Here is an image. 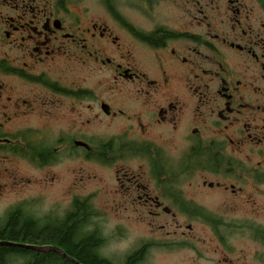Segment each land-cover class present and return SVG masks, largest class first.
Returning a JSON list of instances; mask_svg holds the SVG:
<instances>
[{"label":"flooded vegetation","instance_id":"af4514ba","mask_svg":"<svg viewBox=\"0 0 264 264\" xmlns=\"http://www.w3.org/2000/svg\"><path fill=\"white\" fill-rule=\"evenodd\" d=\"M55 182L0 264H264V0H0V200Z\"/></svg>","mask_w":264,"mask_h":264},{"label":"rangeland","instance_id":"374dc122","mask_svg":"<svg viewBox=\"0 0 264 264\" xmlns=\"http://www.w3.org/2000/svg\"><path fill=\"white\" fill-rule=\"evenodd\" d=\"M46 188L43 190L44 187H29L25 189H19L20 192H7L3 199L0 200V207L4 206L18 198H28L34 201L35 208L38 212L41 210H45L53 207L54 210H63L67 203L63 197L62 191L65 187L58 182H55L52 185L45 186ZM12 190L11 188H8ZM38 196H42L44 200L38 198ZM57 206V208H55ZM60 207V209H59ZM230 243L234 244L238 249L237 255L240 254L239 251L244 250V253L249 256L253 254V251L256 248H259L258 243L253 241L248 234V232L244 229L236 231V233L230 236ZM264 248L262 247V250Z\"/></svg>","mask_w":264,"mask_h":264},{"label":"trees","instance_id":"16d2710c","mask_svg":"<svg viewBox=\"0 0 264 264\" xmlns=\"http://www.w3.org/2000/svg\"><path fill=\"white\" fill-rule=\"evenodd\" d=\"M4 227V229H2ZM7 228H10V232H7ZM35 228V225L28 219L22 221L20 219V211L16 210L11 212L4 223L0 222V239L4 235H9L12 239H18L23 233H27V230H32ZM32 232V231H31ZM34 232V231H33ZM74 228L72 225H63L57 229L50 232V238L62 239L69 244L72 249H79L81 255L84 259H87L95 264H98V261L93 257L91 252V245H93L94 239L89 237V239L83 240L80 244L81 246L75 247V241L73 239ZM25 235V234H24ZM28 235V233H27ZM86 244V245H85ZM84 245V246H83ZM2 251L5 250L4 247L1 248ZM133 259H131L130 264H133Z\"/></svg>","mask_w":264,"mask_h":264}]
</instances>
